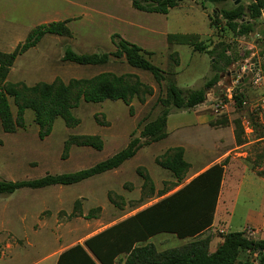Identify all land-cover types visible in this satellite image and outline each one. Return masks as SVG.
Wrapping results in <instances>:
<instances>
[{
    "label": "rangeland",
    "instance_id": "obj_1",
    "mask_svg": "<svg viewBox=\"0 0 264 264\" xmlns=\"http://www.w3.org/2000/svg\"><path fill=\"white\" fill-rule=\"evenodd\" d=\"M236 1L246 8L253 3V0H230L226 5L216 7L186 0L164 16L135 10L133 0H0V52L7 54L24 44L35 27L45 22L66 20L67 12L74 16L67 24L71 36L46 35L35 48L17 59L7 78L8 83L34 86L56 79L69 83L73 79H91L101 73H112L117 76L135 74L153 89V96L147 97L145 103L139 99L133 101V116L123 101L81 103L73 111L79 126L68 128L62 119H57L52 133L45 139L39 137L40 129L32 111L25 113L24 127L17 126L13 133L6 132L0 120V182L72 174L106 161L124 150L133 138L140 136L147 123L158 117L161 111L158 101L165 98L168 85L175 84L183 89L205 88L215 75L208 50L224 49L233 61L229 66L218 65L221 81L208 90L204 105L193 112L173 114L189 127L160 142L142 140L137 155L125 162L122 169L75 185L21 189L12 195H0V246L10 240L6 230L18 236L26 227L29 233L33 228L43 235L38 240L33 237L37 248L32 250V260L17 258L16 253L21 251L15 249L13 264H41L55 249L53 233L57 234L59 227L67 224H74L73 229L80 228L87 223L89 214L110 225L154 206L182 189L197 173L221 157L225 158L221 164L225 165L226 180L237 173L258 176L264 172V17L257 21L254 33L236 36L218 16L219 10L236 7ZM9 26H14L16 32ZM185 34L189 36L184 42L179 35ZM113 35L152 53L150 61L165 72L166 82L157 83L151 73L130 67L124 59L113 58L107 65L95 67L63 61L67 49L80 55L114 53ZM194 44H202L205 50L195 51ZM177 58L180 65L175 68ZM9 104L16 122L18 111L12 98H9ZM195 112L207 116L209 125L197 126L199 116ZM237 131L243 145L237 141ZM75 136H99L104 148L96 151L90 147H73L66 154L65 144ZM179 145L187 147V157L185 147H177ZM200 147L205 148L203 155L197 150ZM174 148H182L185 161L193 165L180 186L170 171L157 164L158 159ZM207 160L211 161L202 166ZM143 174L150 176L154 192L149 186L143 191ZM261 188H264L261 179L246 181L243 195L232 211L233 221L227 227L228 232L244 230L248 214L264 219ZM125 191L139 192L141 197L125 200L122 198ZM163 193L167 194L161 197ZM101 206L106 207L105 213L98 211ZM216 230V236H226L218 228ZM256 238L264 240V231ZM16 240L11 236V242ZM194 240L160 234L152 237L147 245L154 247L159 258L168 251L184 250ZM137 247L141 246L138 244ZM262 257L256 251L243 252L238 261L260 264ZM0 264L4 262L0 260Z\"/></svg>",
    "mask_w": 264,
    "mask_h": 264
},
{
    "label": "trees",
    "instance_id": "obj_2",
    "mask_svg": "<svg viewBox=\"0 0 264 264\" xmlns=\"http://www.w3.org/2000/svg\"><path fill=\"white\" fill-rule=\"evenodd\" d=\"M186 0H133L135 10L149 13L168 15L171 10L178 8ZM216 7L226 5L230 0H197ZM264 14V0H253L248 8L238 5L232 9L219 10L220 18L227 27L238 37H246L255 32L257 21ZM46 35L60 37L71 36L66 22H54L35 29L24 44L19 45L12 53L0 52V120L8 133H13L17 126L25 125L24 115L32 111L35 123L39 127V137L45 139L52 131L57 119H62L68 128H76L80 122L73 116L81 103L101 104L106 101H123L133 116V101L139 99L145 103L146 98L153 96V89L144 84L135 75L117 76L112 73H101L91 79H73L65 83L56 79L52 83H38L27 86L24 83L11 84L7 78L17 59L35 48ZM180 40L185 42L186 36ZM172 37L169 38L171 40ZM178 40V39H177ZM116 48L112 54L80 55L72 49H67L64 62L80 66H104L111 59H124L126 63L137 70L149 72L157 83L166 82L165 72L155 66L150 57L153 55L134 45L119 35L112 36ZM191 42V41H186ZM195 51H204L202 44L192 46ZM213 59L215 75L207 82L204 89H182L175 84L167 86L165 98L158 103L161 111L158 117L147 123L138 138H133L129 145L111 158L98 163L94 167L72 174L47 175L32 181H1L0 195H12L21 189L39 190L52 186H70L79 184L95 176L113 171L125 162L133 159L142 147V140L160 142L168 137L167 122L175 112L194 111L207 102L208 90L214 89L221 81L218 65H231L233 61L226 55V50L217 49L207 52ZM178 57V54L175 53ZM174 64L179 66V58ZM9 98L14 100L17 107V119L14 122L10 110ZM238 143L241 134L236 132ZM73 147H90L102 151L104 142L99 136H75L65 144V153ZM157 164L170 171L177 183L182 185L191 168L184 159L182 148L170 149ZM225 165L217 164L209 170L192 179L182 189L165 198L161 202L147 208L135 216L121 222L117 226L85 242L86 248L100 264H115L119 253L128 255L125 264H243L239 256L243 252H259L263 255L260 264H264V240H253L243 232L229 233L223 237L224 242L215 253L210 252L211 237L202 238L213 226L219 195L224 179ZM264 178V172L258 174ZM143 191L149 186L154 192L155 186L150 176L142 175ZM178 187V186H177ZM167 193L161 195L164 196ZM110 201L112 202L111 198ZM98 211H101L99 208ZM86 216V219L94 217ZM160 234H170L180 240L195 239L184 250H172L163 253L159 258L155 255L152 245L136 247L146 243L152 237ZM58 264H97L83 246H76L64 253Z\"/></svg>",
    "mask_w": 264,
    "mask_h": 264
},
{
    "label": "crops",
    "instance_id": "obj_3",
    "mask_svg": "<svg viewBox=\"0 0 264 264\" xmlns=\"http://www.w3.org/2000/svg\"><path fill=\"white\" fill-rule=\"evenodd\" d=\"M207 4H209V3H207ZM31 12L33 13V9L31 10ZM66 16H67L66 20H61L58 22H66L68 24L74 18L73 14H71L70 12H67ZM164 16H167V15H164ZM32 18H34V16H32ZM3 23H5V22H3ZM51 23H54V22H51ZM51 23L45 22V23L35 27L32 31L29 32L26 39H28L29 35L38 27H40L42 25L51 24ZM2 26H4V24ZM8 28L12 29L13 32L15 31L14 26H13V28L11 26H9ZM179 36H189V34L179 35ZM208 51H210V50H208ZM1 53H3V52H1ZM5 54H7V53H5ZM175 68H176V66H175ZM188 112H193V111H188ZM195 113H196V115H198L197 112H195ZM173 114L170 115V117L168 118L167 129H166V133L168 134V137L166 139H168L169 136L174 134L175 132H178L180 130H183V129L189 127L182 120V118H176V116H174ZM198 116H199V118H198V120H196L197 126L209 125V118L207 116H202V115H198ZM180 146H184V145H179L177 147H180ZM197 150L198 151L200 150V152H201L200 154L203 155L205 148L200 147ZM187 152H188V149H187V147H185V156L186 157H187ZM205 155H207V154H205ZM224 159H225L224 157H221L209 166H207V164H209V162L212 159L210 161H208V160L205 161L202 166H207V167L205 169H203V171H201L200 173H197V175H195V177H197L198 175L209 170L214 165L221 164L224 161ZM124 165L125 164H123L121 167H119L115 171L122 169L124 167ZM191 166L193 167L192 164H191ZM225 177H226V173L224 174V179H223V183H222V187H221V191H220V195H219V200H218V204H217V209H216V213H215V219H214L213 226L203 236V237H205V236H207V234H209V236L211 237V244H210V252L211 253H215L217 251V249L224 242L223 237L216 236V233H217L216 229L218 228V231L222 234L227 235L230 233V232H228L227 227L228 226L230 227L232 225V221H233L232 214H234V212L232 213V211H235L236 203L240 199V197L243 195L245 185H246V181L247 180L252 181V179L258 178V179H261L264 183V179L260 178L255 173H243V174L237 173L235 176L232 175L231 177H229L228 180H226ZM261 192H264V188H261ZM134 194H135L134 191H131V192L125 191V193L122 194V198H124L125 200H132V199H135L137 197H141L139 192H137L135 194V196H134ZM101 207H99V208L101 210H103V212L105 213L106 207L105 206H101ZM131 217H133V216H130L129 218H131ZM129 218H125V219L122 218V219H119L118 221H115L114 223H112L110 225H106L107 223L104 222L102 220V218L95 217V218H92L89 220L87 219V223L78 229H75V228L73 229L74 224H67L65 226H60L57 234L53 233L54 241L56 243L55 249L52 250L46 257H44V259L41 261L42 262L41 264H58L60 257L64 253H66L67 251L73 249L74 247H76L78 245L83 246L85 248V250L88 252V254L91 256V258L97 264H100L96 260V258L93 256V254H91V252L86 248L85 242L96 237V236H99L100 234H102V233L106 232L107 230L117 226L118 224H120L121 222H123ZM245 222H246V224H245L244 230L240 231V233L241 232L245 233L246 237H248L247 235L250 234V237L253 239H255L256 236L263 234L264 219H262L258 216L257 217L252 216V214L251 215L248 214V218ZM24 229L21 233H18V236H16L15 233L11 230L5 231V233L7 234L8 238H10V240L7 239V241H4L2 243V246H0V260L2 262H4V264H13L14 263V256H15L14 250L15 249H18L21 251L19 253H16L17 258H19V259L21 258V260H23L22 258H27V259L32 260V257H33L32 250H36V248H37V243L35 240H33V237L38 240L39 238L43 237V235H41L39 231H37L33 228H30V230H31L30 233L28 232L29 229H27L26 227ZM212 235H215V236H212ZM11 236H12V238L17 239L14 243L11 242ZM250 237H248V238H250ZM255 240L258 241V238H256ZM150 241H151V239L149 240V242L147 241L146 243H141L139 245L141 247L142 246L145 247V246H147L148 243H150ZM38 244H39V242H38ZM137 245H135V248L137 247ZM127 258H128V255L126 253H124L123 251H121L115 260V264H125Z\"/></svg>",
    "mask_w": 264,
    "mask_h": 264
},
{
    "label": "water",
    "instance_id": "obj_4",
    "mask_svg": "<svg viewBox=\"0 0 264 264\" xmlns=\"http://www.w3.org/2000/svg\"><path fill=\"white\" fill-rule=\"evenodd\" d=\"M240 4V1H236V5L238 6Z\"/></svg>",
    "mask_w": 264,
    "mask_h": 264
},
{
    "label": "built area",
    "instance_id": "obj_5",
    "mask_svg": "<svg viewBox=\"0 0 264 264\" xmlns=\"http://www.w3.org/2000/svg\"><path fill=\"white\" fill-rule=\"evenodd\" d=\"M263 17H264V14H263ZM250 235V234H249ZM248 238V237H247ZM250 239V238H249Z\"/></svg>",
    "mask_w": 264,
    "mask_h": 264
}]
</instances>
